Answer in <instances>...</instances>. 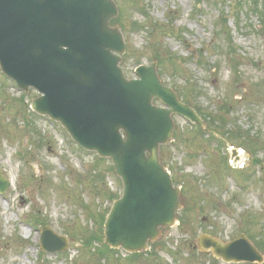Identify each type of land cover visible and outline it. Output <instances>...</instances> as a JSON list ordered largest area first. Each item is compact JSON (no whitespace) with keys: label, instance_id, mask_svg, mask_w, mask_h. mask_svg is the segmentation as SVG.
Segmentation results:
<instances>
[{"label":"rangeland","instance_id":"obj_1","mask_svg":"<svg viewBox=\"0 0 264 264\" xmlns=\"http://www.w3.org/2000/svg\"><path fill=\"white\" fill-rule=\"evenodd\" d=\"M115 1L126 77L156 62L162 82L213 130L175 117L164 161L183 188L179 222L141 255L108 248L105 219L123 193L112 161L34 113L39 93H24L0 69V167L11 181L0 195V264H264L226 263L198 244L245 234L264 259V0ZM45 227L67 239L63 253L41 249Z\"/></svg>","mask_w":264,"mask_h":264},{"label":"water","instance_id":"obj_2","mask_svg":"<svg viewBox=\"0 0 264 264\" xmlns=\"http://www.w3.org/2000/svg\"><path fill=\"white\" fill-rule=\"evenodd\" d=\"M118 15L113 0H0V66L22 90L42 95L33 101L36 113L61 123L85 150L112 160L124 192L107 218L104 242L133 254L173 227L183 207L161 162L173 116L207 127L163 85L156 63L139 67L140 79L126 78L124 36L110 25ZM10 184L0 167V193ZM41 242L47 252L68 248L66 238L48 229ZM199 244L225 262H263L245 235L229 244L202 236Z\"/></svg>","mask_w":264,"mask_h":264},{"label":"trees","instance_id":"obj_3","mask_svg":"<svg viewBox=\"0 0 264 264\" xmlns=\"http://www.w3.org/2000/svg\"><path fill=\"white\" fill-rule=\"evenodd\" d=\"M205 121H207V119H205ZM234 137L235 138H241V136L240 135H238V133H237V135H234ZM194 137H193V139L191 140L193 143H194ZM249 141H250V139H248ZM252 142H254V141H251V143ZM255 143V142H254ZM252 150L254 149V147L251 145V147H250ZM164 159V158H163ZM259 245L262 247V248H264V238H262V240L260 239V242H259Z\"/></svg>","mask_w":264,"mask_h":264},{"label":"clouds","instance_id":"obj_4","mask_svg":"<svg viewBox=\"0 0 264 264\" xmlns=\"http://www.w3.org/2000/svg\"><path fill=\"white\" fill-rule=\"evenodd\" d=\"M243 152H244V150H243V149H241V155L243 154ZM241 167L243 168V167H244V165H243V164H241Z\"/></svg>","mask_w":264,"mask_h":264},{"label":"bare ground","instance_id":"obj_5","mask_svg":"<svg viewBox=\"0 0 264 264\" xmlns=\"http://www.w3.org/2000/svg\"><path fill=\"white\" fill-rule=\"evenodd\" d=\"M238 156L241 158L242 157L241 153H239Z\"/></svg>","mask_w":264,"mask_h":264},{"label":"flooded vegetation","instance_id":"obj_6","mask_svg":"<svg viewBox=\"0 0 264 264\" xmlns=\"http://www.w3.org/2000/svg\"><path fill=\"white\" fill-rule=\"evenodd\" d=\"M264 147V146H263Z\"/></svg>","mask_w":264,"mask_h":264}]
</instances>
